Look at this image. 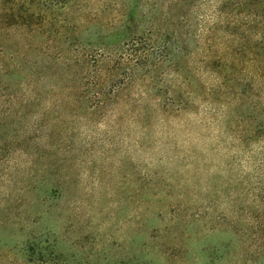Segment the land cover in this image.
<instances>
[{
    "label": "rangeland",
    "instance_id": "obj_1",
    "mask_svg": "<svg viewBox=\"0 0 264 264\" xmlns=\"http://www.w3.org/2000/svg\"><path fill=\"white\" fill-rule=\"evenodd\" d=\"M226 1L0 0V26L7 13L27 23L1 35L0 60L31 47L0 85H58L55 97L0 101V264H264V141L238 145L232 125L251 110L234 103L224 119L214 102L247 75L226 82L198 53L208 37L217 50L228 41L212 32ZM170 39L171 64L183 66L164 65L173 71L154 82L145 120L124 104L69 100L65 77L31 72L46 43L53 55L116 59ZM181 92L189 110L173 117Z\"/></svg>",
    "mask_w": 264,
    "mask_h": 264
},
{
    "label": "trees",
    "instance_id": "obj_2",
    "mask_svg": "<svg viewBox=\"0 0 264 264\" xmlns=\"http://www.w3.org/2000/svg\"><path fill=\"white\" fill-rule=\"evenodd\" d=\"M218 12L219 20L212 32L226 33L228 41L223 43V49L217 50L213 39L207 38L201 54L198 52L200 56L202 55L201 62L204 65V70L210 72V69L214 68L216 77H220L226 82H230L232 78L240 82L243 74L247 75V80L243 91L236 92L234 89H221L218 93L215 90L210 91H215V94H218V99H215L214 102L224 108V119L228 111H232V104L236 103L237 111L240 108H247L248 105L251 110L250 114L233 123L232 128L235 130H233L232 137L238 145L248 146V144L260 143L264 141V0H227ZM1 16L3 25L0 26V37L11 29H18L22 33L27 32L25 29L22 31L23 27L27 26L26 22L15 21L14 19L17 18L8 13ZM11 19L14 21H10ZM184 34H188V32L181 34L182 39H185ZM198 37L201 38V36ZM182 39L177 42L182 44L179 50L186 51L187 47H184L186 41ZM171 40L173 39L163 42L162 45L161 43L160 45L155 44L151 40L149 41L150 46L143 44L142 48L136 46L130 53L116 59L102 54L97 56L76 55L74 57L62 53L53 55L50 53V47L47 46L49 43H46V50L43 53L48 57L43 61L42 69H38L39 71L33 69L31 72L37 74L39 83H47L51 79L65 77L63 91L73 90L67 93L69 100H94L98 110H102L110 103L124 104L132 111H140L142 116H139L138 119L145 120L149 117L146 102L151 98L154 82L165 84L164 80L171 74L169 71H173L172 68L175 67L179 71V68L183 66L179 63L171 64L173 53L171 46H174V41ZM30 48L29 45L22 47L8 60H0V82L4 76L12 75L16 72L15 70L24 67V63H20V65L13 63L23 57L22 50L30 53ZM32 48L36 50L34 47ZM3 53V48H0V57H3ZM188 54L183 52L182 58L186 59L187 67H192L194 60L187 58ZM168 64H171L172 68L167 71L163 67ZM236 66H239L237 70ZM223 71H229V74L226 77H221ZM98 76L104 77L97 80ZM15 86H12V83L1 84L0 101H9L13 104L17 101L24 103L30 100H40L43 97L51 98L56 96L58 89L56 83L49 84L47 91H40L37 86L27 81H21ZM170 86L166 88H172ZM210 91H206L207 96ZM136 92L139 93V99L133 97ZM190 97V93L183 92L171 100L169 97L170 106L174 107V111L170 112L171 116L178 117L188 112L187 106ZM175 103L177 104L175 105ZM159 105L162 106L161 103ZM162 111L165 112L167 109L163 106Z\"/></svg>",
    "mask_w": 264,
    "mask_h": 264
}]
</instances>
